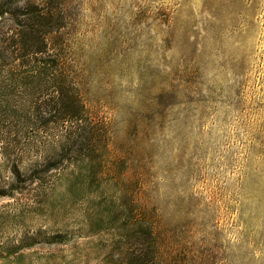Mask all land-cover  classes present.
Segmentation results:
<instances>
[{"label": "rangeland", "instance_id": "obj_1", "mask_svg": "<svg viewBox=\"0 0 264 264\" xmlns=\"http://www.w3.org/2000/svg\"><path fill=\"white\" fill-rule=\"evenodd\" d=\"M2 11L0 264H264V0Z\"/></svg>", "mask_w": 264, "mask_h": 264}, {"label": "trees", "instance_id": "obj_2", "mask_svg": "<svg viewBox=\"0 0 264 264\" xmlns=\"http://www.w3.org/2000/svg\"><path fill=\"white\" fill-rule=\"evenodd\" d=\"M30 7L31 8L26 15L28 23H30V25H28V27L23 29L21 33L26 40H29L31 42L32 47L35 46L34 44H32V42L35 41L37 34H42L44 36V40H43L44 48H46V50L48 51L52 41V37H51L53 35V34L51 35L53 31L52 28L54 27V22H53L54 14L52 11V7H50L48 3H45V5L43 6L32 4L30 5ZM4 14L5 13L3 11L0 12V17L3 16ZM8 15H10L11 18L16 17L15 13H8ZM37 20L43 22V26L42 28H40V30H37L35 27Z\"/></svg>", "mask_w": 264, "mask_h": 264}]
</instances>
